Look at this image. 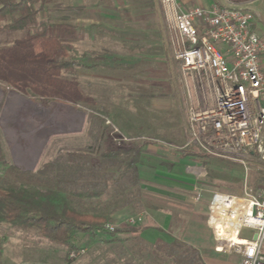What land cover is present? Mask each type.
<instances>
[{
  "label": "rangeland",
  "instance_id": "rangeland-1",
  "mask_svg": "<svg viewBox=\"0 0 264 264\" xmlns=\"http://www.w3.org/2000/svg\"><path fill=\"white\" fill-rule=\"evenodd\" d=\"M100 1V0H99ZM102 7L111 9L114 4H117L118 0H101ZM146 1L148 4H145ZM152 1V2H150ZM69 0H55L49 4L46 9L41 13V17L49 24L50 30L58 33L64 41L77 43L82 36H87L89 32L82 30L80 25H74V28L70 29L65 21V16L69 15V11L65 10L66 4ZM130 1L121 0V8L123 5L129 6ZM136 4L140 7H154L153 11L146 10L143 14L135 12L131 15L123 13L126 7L120 11V17L122 20L130 21L132 27H142V24H150L157 19L165 23L164 29L158 30L157 28H148L146 32L149 33V37L152 39V43L146 46L147 52H152L150 55H141L138 62L135 63L137 68L144 66V61H148L149 68L151 69V76L141 78L135 76L131 80H127L130 85H134L137 92L139 88H144V91L153 93L156 96L161 93L165 98L166 88L172 89L170 94V100L175 99L170 108H166V102H160L159 106L151 105V108L139 110L134 112L142 114L146 112L147 120H151L149 128L152 126V130L140 129L138 134L142 131L148 134L156 135L161 141L159 143L152 142L155 145L161 147H169L172 149L169 151L168 156H164V153L159 149H155L159 153H163L162 157L157 159H148L151 164L163 163L162 160L167 162H173L183 171H186V166L190 164L194 159L191 157H183L181 152L179 153L175 147L177 141H170L169 129L171 126L169 122L179 118L181 110L178 103H182L183 114L188 119V104L187 94L189 95L188 86L190 87L193 98L195 101L199 99V106L204 108L212 104V90L211 79L209 76L202 74V76L190 75L186 80L180 65L175 61L173 53L171 51V30L165 20L164 7L162 0H135ZM235 5L242 7H249L259 13V17L255 20L257 32L264 37V0H235ZM135 4V5H136ZM86 12H91L90 7L85 8ZM138 10V9H137ZM135 25V26H134ZM107 27V26H104ZM108 28V27H107ZM157 29V30H156ZM104 33L100 36L103 40L99 48L101 54L105 58L101 60L105 64H115L119 69L123 66L121 62L114 61L113 54L119 53L122 46L107 44V37L109 33L102 30ZM123 33H130L129 30H123ZM27 34V31L9 32L0 31V48L4 45L7 39L21 38ZM141 35V34H140ZM139 36V31L136 33ZM163 36V42H155L153 40ZM115 37V34H114ZM142 45V44H141ZM80 46L76 47V53H80ZM144 49L143 47L134 48L135 52L138 49ZM150 49V51H149ZM144 66L147 68V63ZM78 79L81 81L82 89L84 93L91 94L93 92L94 102L80 103L78 106L67 103H51L46 100H31L17 92L10 89L0 82V185L11 186L13 184H27V185H42L43 182H47L48 177H51L52 184H60L64 179L73 177H81L84 179L83 188L87 190L95 189L96 183L94 179L95 172H98L103 167H106L111 160L108 158L95 156L92 154L77 155L81 158H77L70 155H66L68 152H76L80 154V151L89 149L92 153L103 152L113 145L112 140V119L106 117L110 111L105 110L104 106L107 101L111 100L112 95H109L111 91H108L107 87L111 85L107 80H88L82 78L77 74ZM188 81V82H187ZM89 85L88 87L86 85ZM90 85H98V93L94 88H89ZM106 93V94H105ZM14 94L21 97V100L14 98ZM108 94V95H107ZM139 98L138 94L136 95ZM183 96V99H182ZM168 100V99H167ZM166 101V100H164ZM42 103V104H41ZM29 104L32 107L30 110V120L34 123H42L44 129L30 130L31 127L23 126L24 129L18 131V125L20 119V113L24 105ZM109 107L112 105L110 103ZM167 104V103H166ZM126 105V104H125ZM138 106V103H137ZM147 108V106L145 107ZM138 109V107H136ZM143 109V108H139ZM135 111V109H133ZM110 121V124L107 122ZM24 125V124H23ZM117 127V126H115ZM119 129V127H117ZM188 129V126H187ZM79 130H83L79 133ZM120 130V129H119ZM66 132V134H65ZM151 132V133H149ZM153 132V133H152ZM51 133H56L55 136L50 138L49 143L46 140ZM44 139L42 140L41 139ZM132 137V136H130ZM183 141L187 140L184 133L181 135ZM86 142L87 145H81V142ZM133 141V140H132ZM136 141V140H134ZM145 140H141L143 142ZM149 141V140H147ZM180 142V141H178ZM43 152V153H42ZM57 152L53 157L51 153ZM42 153V157L38 159L39 154ZM49 159H48V158ZM127 159V158H126ZM199 163H203L202 159H195ZM46 164H43V162ZM81 161V162H79ZM121 161V159H118ZM176 161V162H175ZM206 161L208 175L202 179L200 186L208 191H222L231 194H241L243 191V183L245 179V169L242 164L238 162L209 158ZM175 162V163H174ZM257 161L249 163V175L248 182L253 187H256V180L258 177ZM48 163V165H47ZM149 164V163H148ZM171 165V164H169ZM28 167V169H23ZM121 167H124L121 166ZM185 169V170H184ZM83 172V173H82ZM9 181H5V180ZM90 180V181H89ZM68 182V181H67ZM90 182V183H89ZM220 184V185H219ZM63 186V185H62ZM65 188L70 198L74 197L73 184L67 183ZM86 192L85 190L81 191ZM108 196V195H106ZM106 196L104 198H106ZM103 202L88 204L86 200L77 201L76 204L80 208H88L93 210L98 205L102 207ZM207 203V202H206ZM116 228H118L114 223ZM251 232L248 229H243L241 237L249 238ZM84 240L85 236H81ZM106 236H99L96 239L95 244L92 247H87V251L82 256L73 260V262L67 261V248L62 245L53 244L44 239L34 231H22L7 225H0V264H148L150 260L142 258L140 255L133 254L127 249V244L120 243H108L103 239Z\"/></svg>",
  "mask_w": 264,
  "mask_h": 264
},
{
  "label": "trees",
  "instance_id": "trees-1",
  "mask_svg": "<svg viewBox=\"0 0 264 264\" xmlns=\"http://www.w3.org/2000/svg\"><path fill=\"white\" fill-rule=\"evenodd\" d=\"M53 1L0 0V31H27L21 38L7 39L0 48V82L33 101L39 99L74 106L93 103L94 97L83 92L77 77V69L82 66V62L76 57V46L51 31L49 24L41 17V13ZM91 58L95 59L93 63L96 65L108 66L101 62L105 58L102 54ZM183 152L184 155L193 153L188 150ZM67 154L77 158H81L77 155L92 154L111 161L95 172L92 181L96 183V188L89 191L83 188L84 179L81 177L67 178L56 185L52 184L51 177L39 186L0 185V225L26 232L34 231L53 244L65 246L68 262L77 259L70 258L72 251L92 247L99 236L105 235L104 241L126 243L127 249L133 254L150 260L148 264H204L199 250L181 239H159L149 243L139 228L131 226L113 231L106 228L107 223H112L110 211L119 201L118 196L127 194V190L118 189L120 183L115 172L125 168L124 177L130 179L132 185L138 184V173L131 168L140 160V149L135 141L120 146L113 144L99 153L80 151V154ZM203 164L207 167L206 161L203 160ZM256 164L260 166L256 187H262L264 163L257 161ZM128 168L131 170L127 171ZM67 181L75 189L73 198L63 187ZM83 190L86 192L82 193ZM132 193L136 194L134 191ZM138 196L137 193L134 199L138 200ZM81 199L88 204L103 202V205L98 207L97 204L93 210L80 208L76 202Z\"/></svg>",
  "mask_w": 264,
  "mask_h": 264
},
{
  "label": "built area",
  "instance_id": "built-area-1",
  "mask_svg": "<svg viewBox=\"0 0 264 264\" xmlns=\"http://www.w3.org/2000/svg\"><path fill=\"white\" fill-rule=\"evenodd\" d=\"M224 1L227 4L183 10L177 0H162L175 59L185 79L196 74L211 79L212 104L204 108L188 86L185 148L201 158L238 162L246 173L241 194L210 191L207 223L217 249L238 253L240 264H264V186L253 187L248 182L249 163H264V37L254 28L260 16L257 11ZM112 135L116 146L133 140L115 126ZM186 173L194 179L195 200H201L206 189L199 184L208 175L207 167L190 163ZM220 221L233 222L238 242L218 231ZM136 222V217L128 219L130 225ZM106 228L116 229L111 223ZM245 228L254 236L241 237ZM86 251L82 248L69 256L78 258Z\"/></svg>",
  "mask_w": 264,
  "mask_h": 264
},
{
  "label": "crops",
  "instance_id": "crops-1",
  "mask_svg": "<svg viewBox=\"0 0 264 264\" xmlns=\"http://www.w3.org/2000/svg\"><path fill=\"white\" fill-rule=\"evenodd\" d=\"M125 1H130L129 6L123 5L127 8L123 13L128 16L135 12L143 14L146 10L153 11L154 8L152 7L153 5L151 7H140L136 4L135 0H123V3ZM177 1L183 10L194 6L210 7L215 3L227 4L224 0ZM234 1L235 0H232L233 5H235ZM116 3L117 4H114V6L109 9L107 8L108 6L102 7L101 0H69L65 6V10L69 11V15L65 16V21L70 29L74 28V25H80L82 30L91 31L87 36H82L77 40V43L69 42L76 47H81L80 53L76 54L77 59L82 62V66L77 69L78 74L82 78L88 80H107L111 82V85H109L107 89L111 91L109 95H112V97L104 106V109L110 112L106 114L105 118H111L113 125L119 127L123 134L128 137L132 136L131 138L133 141L136 140L135 142L140 149V160L131 167L138 173L139 181L137 185H132L130 179L124 177L123 170L125 168H119L117 172H115L120 183L118 189L120 191L127 190V194L118 196L119 201L110 211L112 218L111 222L121 229L131 226L141 229L143 238L149 243H154L159 239H164L166 241H172L174 238L181 239L199 250L204 264H240L241 257L238 253L233 251H220L217 249V241L214 232L207 223L209 203L211 200L210 191L206 190L202 199L197 201L195 200L194 179L191 175H188L186 171L173 165V162L164 160H162L163 163L161 164H151V162L146 164L148 159L154 156H156V159L157 157L161 158L163 153L164 156H166L165 154L168 156L169 151L172 149L152 143H159L161 141L159 138L155 137L156 135L148 134L143 131L141 134H138L140 129L146 128L152 130V126L149 128L151 120H147L145 111L142 114H135L134 112L144 109L149 110L151 105L157 107L159 104H162L160 103L161 101L167 103H164L166 108H170L175 99L170 100V94H173L172 89L166 88L165 98L160 96L162 95L161 93L153 96V93L144 91L145 87L139 88L137 92L135 86L130 85L127 80H131L135 76L141 78L151 76V69L149 68L148 61L143 62L144 66L146 65L145 63H147V68L144 66L142 68H137L135 63L139 61L141 55L151 56L153 54L152 52H147L145 48L149 46V43H152V39L149 37V33L146 32V29L157 28L161 30L164 29L165 23L157 19L153 23L146 25L145 23L142 24V27H132L133 25H131L130 21L122 20L120 17V10L124 8H121V0H118ZM144 3L148 4L146 1H144ZM87 7H90L92 11L86 12L85 8L87 9ZM163 11L165 20L169 25L165 10ZM144 13L147 14V12ZM254 28L256 30V23H254ZM102 30H106L107 33H109L107 44L122 46L123 49H121L119 53L113 54L114 61L121 62L123 66L122 69H119L118 66L115 67V64H108V66L96 65L93 63L95 60L94 58H91V60L89 59V57L101 55L99 46L103 42L100 37L104 33ZM123 30H129L130 33H123ZM138 31L139 36H136ZM153 41L161 44L163 42V36ZM138 46L144 49L140 48L135 52L134 48ZM171 46V51L175 58L172 35ZM175 61L178 63L176 59ZM140 62H142L141 59ZM86 86L88 87L89 85L87 84ZM89 88H94L95 92L98 93V85H90ZM86 94L91 96L94 95L93 92L91 94ZM137 94L139 98H137ZM14 96L18 101L22 99L16 94H14ZM183 102L178 103L179 109L181 110L179 118L169 122L171 126L169 129V134H171L169 140L177 141V144L173 147L180 150L178 152H181L183 157H192L194 160L191 163H196L197 161L195 159L206 160L205 158H199L196 153H192L190 149L185 148L188 141V129L186 115L184 116L182 109ZM108 103L112 105L109 107ZM146 106L147 108H145ZM136 107H138V109H136ZM133 109H135V111ZM30 110H32V107L29 104L24 105L21 110L19 114L20 117L18 118L20 119L19 125L17 126L18 131L24 129L23 126L31 127L30 130L33 131L44 129L42 123H34L30 120ZM82 131L83 130H79V133H82ZM182 133L186 135V141L181 139ZM55 135L56 133H51L46 143H49V140H51L50 138ZM141 140L145 141L140 142ZM81 145L85 147L87 143L84 141L83 143L81 142ZM153 148L159 149V151L161 150L163 153H159L158 155V151ZM184 150L191 151L192 154L184 155ZM83 151L88 153L89 149ZM42 153L39 154L35 163L42 157ZM55 154H57V152L51 153V156L48 157H53ZM43 164H46V162L44 161ZM21 167L23 169H28V167ZM131 168H128L127 171H130ZM132 191L136 194L134 195ZM137 193L139 194L138 200H135L134 197L137 196ZM131 217H136L137 222L135 225H130L128 223V219ZM248 230L251 232V236H254V232L250 229Z\"/></svg>",
  "mask_w": 264,
  "mask_h": 264
},
{
  "label": "bare ground",
  "instance_id": "bare-ground-1",
  "mask_svg": "<svg viewBox=\"0 0 264 264\" xmlns=\"http://www.w3.org/2000/svg\"><path fill=\"white\" fill-rule=\"evenodd\" d=\"M217 228H218V231L226 235L229 241L234 242V243L238 242L239 237L237 236V229L234 226L232 221H228V222L220 221L217 223Z\"/></svg>",
  "mask_w": 264,
  "mask_h": 264
}]
</instances>
